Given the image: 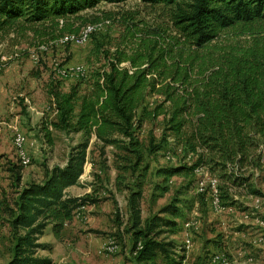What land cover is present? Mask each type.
<instances>
[{"label": "trees", "instance_id": "obj_1", "mask_svg": "<svg viewBox=\"0 0 264 264\" xmlns=\"http://www.w3.org/2000/svg\"><path fill=\"white\" fill-rule=\"evenodd\" d=\"M127 0H0V38L28 33L32 46L79 34L82 12L101 2ZM170 9L174 30H127L121 41L104 50L108 61L63 91L49 80L45 92L55 120H43L40 131L49 145L53 130L80 134L65 165L45 169L41 182L20 192L15 208H8L17 237L8 264H51L38 254L49 248L40 242L47 227L57 240L78 209L98 198L72 196L84 173L94 137L101 153L107 146L127 156L143 158L140 130L147 119L164 117L165 137L172 140L177 164L165 168L166 177L194 179L199 171L215 177L221 202L232 194L264 196L251 182L264 175V0H142ZM250 35L247 46L206 50L227 29ZM83 86V88H81ZM154 97L151 106L146 100ZM136 163L135 165H137ZM260 173V174H259ZM20 175L16 173V181ZM208 190L197 200L206 206ZM142 186L131 192L130 218L135 264H183L175 241L162 238L163 227L177 232L183 211L170 203L153 217L141 216ZM205 211V210H204ZM165 215V216H164ZM122 225V222H118ZM19 231H22L19 234Z\"/></svg>", "mask_w": 264, "mask_h": 264}, {"label": "rangeland", "instance_id": "obj_2", "mask_svg": "<svg viewBox=\"0 0 264 264\" xmlns=\"http://www.w3.org/2000/svg\"><path fill=\"white\" fill-rule=\"evenodd\" d=\"M171 13L162 4H149L142 0H127L115 4L101 2L96 8L82 12V20L74 21L75 27L81 28L89 23H103L85 42L61 43L58 40L34 47L29 33L22 37L11 35L0 38V54L10 57L9 64H13L12 75L19 77L17 88L21 87L25 95H28V90H38L29 100L39 108L38 114L35 110L27 111V104L23 109L25 130L22 133L27 138L26 148L30 163L23 165L19 158L18 164L14 166L5 163V166L8 165L5 170L10 172L13 169L20 177L18 181H0V264H8L17 237L16 231L11 227L8 208H15L19 192L27 184L43 180L45 169L65 165L70 149L81 141L80 134H67L56 130H53L52 146L45 140L40 126L43 120H55L56 117L49 107L45 84L54 80L63 91H68L82 74L90 73L108 61L104 58V50L110 48L113 51L114 46L121 41V36L129 32L127 30H174ZM106 20L110 23H105ZM234 30L239 29H227L201 52H214L221 47L247 46L252 43L250 35H238ZM153 100L154 97H149L145 104L151 106ZM92 141L93 138L80 182L68 193L72 196L91 193L99 200L94 205H87L76 211L73 219L65 224L60 240L47 227L40 242L49 244V248L39 250L40 256L50 258L51 264H135L130 252L131 232L128 231L129 225L126 223L130 218L131 192L141 185L143 219L153 217L162 207L179 201L177 206L183 211L184 218L177 219L176 233L163 227L166 231L162 235V238L176 242L179 253L182 249L185 250L184 244L187 240L197 236L203 242L200 246L201 255L210 258L212 264H221L213 262L215 256L226 258L229 264H233V255L229 252L212 253L210 249H206L213 238L209 237L211 233L222 226L211 224L209 217L210 213L216 211L211 200L212 194L218 193L216 186L219 181L204 170L199 171L194 179L181 175L166 177L162 173L165 168L177 164L170 151L172 140L165 137L163 116L143 122L140 130V142L144 146L141 161L135 156L126 157L123 150L111 145L102 154L100 143L95 145ZM136 163L138 164L135 165ZM4 176L6 177V173L3 178ZM251 182L264 193V175H255ZM201 187L208 190L206 206L197 200ZM236 194L231 195L232 200H227V204L224 203L227 209H222L221 213L225 212L224 215L232 217L239 227L245 226L244 222L249 219H257L254 227L258 229L257 234H260L258 242L264 245V196L250 195L254 201L253 205L248 206L236 200ZM245 200L249 201L248 198L243 199ZM118 222H122V225H118ZM186 222H190V226L186 227ZM241 243L242 246H249L245 241L238 244ZM110 245L115 246L114 250H105ZM245 256L247 263L244 264H264V254L259 253V247L250 246V254ZM157 264L164 263L160 259Z\"/></svg>", "mask_w": 264, "mask_h": 264}, {"label": "crops", "instance_id": "obj_3", "mask_svg": "<svg viewBox=\"0 0 264 264\" xmlns=\"http://www.w3.org/2000/svg\"><path fill=\"white\" fill-rule=\"evenodd\" d=\"M12 72L13 64H9L0 74V181L1 179L7 181H13L16 179L17 172L13 169H11L10 172L5 170L8 166H5V163H11L13 166L18 164V157L12 143V137L15 131L23 132V130H25L23 126L24 105L27 104V111L31 112L32 110H35L37 114L39 109L36 104L33 105L29 100L30 97L38 92V90H28V95H25V91L21 90V87L17 88L19 77L17 75H12ZM33 91L35 93H33ZM23 97L24 101H22ZM94 140L95 138L93 137L92 142H94ZM5 173L6 177L4 176L5 178H3ZM74 187L75 186L68 188L67 191H71ZM236 195L235 199L239 202H243L248 206L253 205L254 200L252 199V196L239 193ZM244 198H248L249 201H243ZM225 208L227 209L226 206H224V209ZM224 213L225 212L221 213V211H214L212 214L210 213V223L214 226H222L220 229L211 233L209 237L213 238L211 242L208 243L206 249H210L212 253H219V251L229 252L233 255V264L247 263V256L245 255L250 254V246L253 245L254 247H259L260 254H264V245H261L260 242H258V236L260 234H257L258 229H256L257 227H254L255 223H257V219H249L244 222L245 226L239 227V224H237L236 221L234 222L232 217H228L227 214L224 215ZM227 217L228 219H226ZM201 239L202 238L195 236V239L192 238L187 240L190 243V248L186 251L184 247L185 250L183 253L185 254V259L183 264H212L211 260H209L210 258H205V256L201 255L202 250H200V246L203 245ZM227 240H229L230 243ZM244 241L249 243V246H242V243L238 244L239 242ZM226 244L229 246L226 247ZM252 251L254 252V250ZM256 253L258 252L256 251Z\"/></svg>", "mask_w": 264, "mask_h": 264}, {"label": "built area", "instance_id": "obj_4", "mask_svg": "<svg viewBox=\"0 0 264 264\" xmlns=\"http://www.w3.org/2000/svg\"><path fill=\"white\" fill-rule=\"evenodd\" d=\"M105 23H110L109 20H106ZM103 23H89L86 24L79 34H67L64 37L60 39L61 43H69V42H77V43H82L87 41L90 36L102 25ZM10 61V57L6 56L5 54H0V73H2L8 66ZM12 143L15 147L17 157L19 158L21 164L23 165H28L30 163V156L28 154V150L26 148L27 146V138L25 134H23L21 131H15L13 134L12 138ZM217 187V186H216ZM204 191L203 187H201V191ZM218 191V190H217ZM262 199V198H261ZM259 202L260 199H257ZM211 205L216 211H221L224 209V204L221 202L220 197H219V191L218 193H213L212 194V200H211ZM223 205V206H221ZM82 208V207H81ZM185 226L188 227L190 226V222H186ZM185 249L186 251L190 248V243L189 241L186 242L185 244ZM115 246L110 245L105 248L107 251H113ZM213 262L221 263V264H229L228 259L226 258H220L218 256H215L213 258Z\"/></svg>", "mask_w": 264, "mask_h": 264}]
</instances>
